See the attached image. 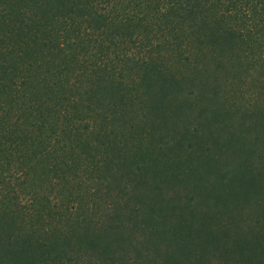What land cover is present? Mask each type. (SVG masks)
Wrapping results in <instances>:
<instances>
[{
  "label": "trees",
  "instance_id": "16d2710c",
  "mask_svg": "<svg viewBox=\"0 0 264 264\" xmlns=\"http://www.w3.org/2000/svg\"><path fill=\"white\" fill-rule=\"evenodd\" d=\"M0 264H264V0H0Z\"/></svg>",
  "mask_w": 264,
  "mask_h": 264
},
{
  "label": "rangeland",
  "instance_id": "374dc122",
  "mask_svg": "<svg viewBox=\"0 0 264 264\" xmlns=\"http://www.w3.org/2000/svg\"><path fill=\"white\" fill-rule=\"evenodd\" d=\"M36 163H37V161L32 165V166H36ZM31 166V167H32ZM9 168H12V167H9ZM29 168L27 167L26 168V170H28ZM29 172H30V169H29ZM31 173V172H30ZM17 178L19 179V177H15L13 180L15 181V180H17Z\"/></svg>",
  "mask_w": 264,
  "mask_h": 264
}]
</instances>
